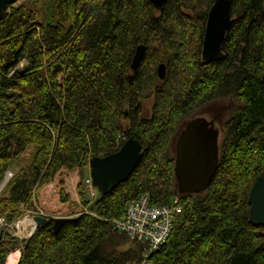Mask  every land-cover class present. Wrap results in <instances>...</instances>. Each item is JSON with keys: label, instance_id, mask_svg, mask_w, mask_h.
Listing matches in <instances>:
<instances>
[{"label": "trees", "instance_id": "1", "mask_svg": "<svg viewBox=\"0 0 264 264\" xmlns=\"http://www.w3.org/2000/svg\"><path fill=\"white\" fill-rule=\"evenodd\" d=\"M213 2L167 0L161 11L148 0L8 6L0 20V184L8 171L13 176L1 192L0 217L11 224L31 210L61 169L78 171L84 210L57 234L52 218L28 239L0 233V264L19 248L17 264L138 259L144 244L111 221L143 194L153 206L170 205L175 196L181 206L152 264H264V229L249 223L247 203L253 183L264 178V0H232L224 57L203 62ZM138 45L145 52L132 72ZM143 100L152 101L146 118ZM199 109L222 122L219 162L204 192L178 194L176 138ZM130 137L141 145L136 168L89 204L81 186L89 159L117 152ZM24 157L28 164L14 172ZM59 201L70 203L64 189Z\"/></svg>", "mask_w": 264, "mask_h": 264}, {"label": "water", "instance_id": "2", "mask_svg": "<svg viewBox=\"0 0 264 264\" xmlns=\"http://www.w3.org/2000/svg\"><path fill=\"white\" fill-rule=\"evenodd\" d=\"M157 11H161L167 0H148ZM17 0H0V20L10 5ZM232 0H214L204 26L201 47L203 62L218 61L224 57L222 43L233 23L231 14ZM145 47L138 45L135 49L130 70L135 71L144 55ZM157 76L164 78L165 65L157 67ZM220 132L213 120L197 116L187 121L176 138L174 149V178L178 194H200L210 185L219 162ZM141 158L140 143L130 137L120 149L105 157H92L87 167L92 181L100 196L108 194L132 174ZM4 183V179L0 184ZM248 221L254 227L264 229V178L259 176L249 190ZM76 217H54L51 229L57 234L60 228ZM34 231L37 227L46 226L49 221L42 217L32 218ZM33 233L31 234V236Z\"/></svg>", "mask_w": 264, "mask_h": 264}, {"label": "built area", "instance_id": "3", "mask_svg": "<svg viewBox=\"0 0 264 264\" xmlns=\"http://www.w3.org/2000/svg\"><path fill=\"white\" fill-rule=\"evenodd\" d=\"M12 176V172L9 171L5 174L4 186ZM81 186L89 204L98 199L99 192L93 187L89 174L82 179ZM180 213V200L177 196L173 198L170 205L166 206H153L146 194L128 203L125 207L124 216L111 222L115 230L124 234L130 240L144 244V248L138 259L127 261L125 264H152V254L165 244L173 230L174 218ZM35 216L45 219L52 218L34 201L33 208L24 211L22 217L11 224L6 221L5 217H0V233L10 237L28 239L34 233V226L32 228L27 226L22 230L20 224L26 220L28 222L32 221V217ZM27 230H30V232H27Z\"/></svg>", "mask_w": 264, "mask_h": 264}, {"label": "crops", "instance_id": "4", "mask_svg": "<svg viewBox=\"0 0 264 264\" xmlns=\"http://www.w3.org/2000/svg\"><path fill=\"white\" fill-rule=\"evenodd\" d=\"M64 171H66V170L61 169L56 174V176L53 180V182H55L54 184L60 185L59 188L56 190V192H53V191H55L53 184H49L50 186L46 184L42 188H40L39 191L37 192V196H36L35 201H36V204L41 206L42 208H44V210L48 211L50 209H56L58 211V215H53L55 217H75V215L78 214L77 213L78 209H80V207L83 209V207L80 203V200H79L78 193H77V184L79 181V175H78L77 170L73 171L71 174L69 173V178H68L69 180L65 178L64 184H63V186H61L62 183H60L58 176L61 173H63ZM74 175L76 176V178L78 175V178L76 179V178L72 177ZM68 181H69V183H68ZM61 189H64L65 192L69 195V198H70V201L72 202V205H69L68 203L67 204H61L60 203L59 191ZM76 205L78 207H76ZM74 213H77V214H74ZM33 225H34L33 222L29 221L28 224L25 225V228L27 226H30L32 228ZM21 250L22 249L19 248V249H16L14 252H11L7 256L5 264H17V262L20 258V254H21L20 251Z\"/></svg>", "mask_w": 264, "mask_h": 264}, {"label": "rangeland", "instance_id": "5", "mask_svg": "<svg viewBox=\"0 0 264 264\" xmlns=\"http://www.w3.org/2000/svg\"><path fill=\"white\" fill-rule=\"evenodd\" d=\"M30 0H17V2L15 3V5H18V4H20V3H28ZM95 15H98V13H96ZM226 102H229V99L226 101ZM141 108H142V110H141V117H144V118H146V117H149L150 116V114H151V107H152V101L151 100H143L142 101V103H141ZM202 112V110L201 109H199V110H197L196 111V113L193 115L194 117L193 118H195V117H197V115L199 116V114L198 113H201ZM222 116V120H225L226 118H227V114L226 113H223V114H221ZM203 117H205V118H207V119H211V117L210 116H208V115H203ZM221 124H222V122H220L219 120H217L216 122H215V127H217L218 128V130H219V132H220V139H221V134H222V129H221ZM28 164V160H27V158H23V160L16 166V168L13 170V171H16V169H18L19 167H24V166H26ZM88 167L86 168V170H85V176L87 175V172H88ZM66 170V169H65ZM67 171V170H66ZM66 171H64L63 173H61L59 176H58V179H59V181H60V183H62V186H63V184H64V181H65V178L66 179H68L69 178V173L71 174L72 172H66ZM76 171V170H75ZM60 177V178H59ZM72 177H74V178H76V176L74 175V176H72ZM77 178H78V175H77ZM76 178V179H77ZM69 180V179H68ZM55 182H51V183H49V184H53V186H54V190L55 191H53V192H56V190L59 188V184L58 185H56V184H54ZM68 183H69V181H68ZM49 184H47V185H49ZM50 186V185H49ZM52 186V185H51ZM4 187L5 186H3V188L1 189V191H0V196H1V192H2V190L4 189ZM61 203V202H60ZM61 204H63V203H61ZM69 205H72V202L70 201V203H68ZM49 207V206H48ZM70 207V206H69ZM76 207H78L77 205H76ZM50 208V207H49ZM71 208V207H70ZM75 208V207H74ZM43 210H44V208H43ZM80 211H82V208L80 207V209H78V211H77V213H79ZM44 212L47 214V215H49V216H51V217H55V216H53V215H58V211L56 210V209H50V210H44ZM77 213H74V214H77ZM26 224H28V220L27 221H25V222H23L22 224H20V227H21V229H25V225ZM27 232H30V230H27ZM26 233V232H25ZM14 238H17L19 241L20 240H24V239H20L19 237H14Z\"/></svg>", "mask_w": 264, "mask_h": 264}, {"label": "bare ground", "instance_id": "6", "mask_svg": "<svg viewBox=\"0 0 264 264\" xmlns=\"http://www.w3.org/2000/svg\"><path fill=\"white\" fill-rule=\"evenodd\" d=\"M3 186H4V184H2L1 185V187H0V191H1V189L3 188ZM36 217V216H35ZM39 217V216H38ZM76 217V216H75ZM33 218V217H32ZM23 230V229H22Z\"/></svg>", "mask_w": 264, "mask_h": 264}, {"label": "flooded vegetation", "instance_id": "7", "mask_svg": "<svg viewBox=\"0 0 264 264\" xmlns=\"http://www.w3.org/2000/svg\"><path fill=\"white\" fill-rule=\"evenodd\" d=\"M208 120H211V119H208ZM214 121V120H213ZM214 124H215V122H214ZM217 128V127H216Z\"/></svg>", "mask_w": 264, "mask_h": 264}]
</instances>
